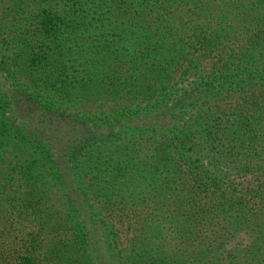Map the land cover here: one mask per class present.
Returning a JSON list of instances; mask_svg holds the SVG:
<instances>
[{
  "label": "trees",
  "instance_id": "trees-1",
  "mask_svg": "<svg viewBox=\"0 0 264 264\" xmlns=\"http://www.w3.org/2000/svg\"><path fill=\"white\" fill-rule=\"evenodd\" d=\"M0 264H264V0H0Z\"/></svg>",
  "mask_w": 264,
  "mask_h": 264
}]
</instances>
